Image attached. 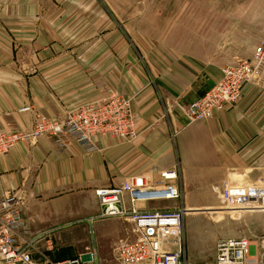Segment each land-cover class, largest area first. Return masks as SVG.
Here are the masks:
<instances>
[{
	"label": "crops",
	"instance_id": "obj_1",
	"mask_svg": "<svg viewBox=\"0 0 264 264\" xmlns=\"http://www.w3.org/2000/svg\"><path fill=\"white\" fill-rule=\"evenodd\" d=\"M141 2L0 0L1 131L30 132L42 116L64 121L118 93L131 99L138 133L130 142L96 137L92 151L68 136L20 141L0 156V198L18 193L27 223L40 233L67 210L99 212L102 188L175 170L188 205L211 208L228 185L252 190L261 208L227 216L247 224L248 263L264 264V83L247 84L213 118L189 122V105L221 81L226 63L182 56L145 31L166 24L160 6ZM38 251L51 254L45 242ZM55 254L67 257L56 243ZM209 254L211 263L214 246Z\"/></svg>",
	"mask_w": 264,
	"mask_h": 264
},
{
	"label": "built area",
	"instance_id": "obj_2",
	"mask_svg": "<svg viewBox=\"0 0 264 264\" xmlns=\"http://www.w3.org/2000/svg\"><path fill=\"white\" fill-rule=\"evenodd\" d=\"M263 63L264 41L255 49L253 59L226 66L221 81L189 105V122L211 119L218 111L235 105L244 87L258 82ZM28 110L30 107L20 111ZM42 136H68L88 151L95 149L96 137L133 141L138 133L132 101L124 94L113 93L100 104L86 103L74 109L64 121L42 116L30 132L0 130V156L8 154L20 141ZM178 179L177 171H162L159 179L148 174L137 175L119 186L97 191L100 208L97 218L128 220L135 229L137 238L121 243L115 250L120 264H186L183 260L185 209L145 206L151 201L179 200L182 192ZM219 194L224 209L229 212L261 208L253 204L252 190H238L228 185ZM89 220L94 221V217ZM62 228L34 233L26 221L20 195L7 191L0 198V264H99L95 249L83 255L57 257L52 236ZM40 242L46 243L51 254L40 252L41 256L36 257ZM250 250L247 237L222 238L217 241L214 261L209 264H249Z\"/></svg>",
	"mask_w": 264,
	"mask_h": 264
},
{
	"label": "rangeland",
	"instance_id": "obj_3",
	"mask_svg": "<svg viewBox=\"0 0 264 264\" xmlns=\"http://www.w3.org/2000/svg\"><path fill=\"white\" fill-rule=\"evenodd\" d=\"M141 3L160 6L159 16L166 24L164 29L145 31L163 38L182 56L235 65L253 59L255 49L264 41V0H145ZM258 75L264 83V63ZM214 200L212 209L185 204L182 197L172 204L164 200L147 204L156 208L178 205L169 208L180 206L185 209L183 260L186 264H208L213 258L209 253L213 246L216 248L218 240L246 236L245 220L227 216L229 211L224 209L219 193ZM95 210L90 216H87L88 212L67 210L55 218L52 226H65L53 234L54 244L62 256L83 255L95 249L99 264H120L115 250L121 243L137 238L134 226L128 220L97 218L98 209ZM239 214L235 212L232 216ZM92 216L94 221L89 220ZM192 229L194 232L190 231ZM190 244L195 253L192 256Z\"/></svg>",
	"mask_w": 264,
	"mask_h": 264
}]
</instances>
